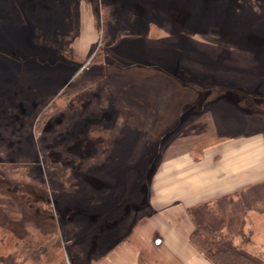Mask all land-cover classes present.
<instances>
[{
    "label": "rangeland",
    "instance_id": "obj_1",
    "mask_svg": "<svg viewBox=\"0 0 264 264\" xmlns=\"http://www.w3.org/2000/svg\"><path fill=\"white\" fill-rule=\"evenodd\" d=\"M17 144L0 264H134L190 208L263 213L264 0H0V152Z\"/></svg>",
    "mask_w": 264,
    "mask_h": 264
},
{
    "label": "trees",
    "instance_id": "obj_2",
    "mask_svg": "<svg viewBox=\"0 0 264 264\" xmlns=\"http://www.w3.org/2000/svg\"><path fill=\"white\" fill-rule=\"evenodd\" d=\"M67 119H70L68 120L69 122L71 121V117ZM67 119L65 121L66 124L63 125L64 128H61L62 126L55 128L49 134V140L46 144H50L72 126V122L68 123ZM26 129L31 130L32 127H26ZM1 144L5 145V143ZM3 148L4 150L0 154L5 155L6 158L17 154L19 158L26 160L32 159L30 155L31 150H29V154H25L24 152L20 153L21 149L19 144L11 151L5 146ZM48 166L51 175L59 174V167L55 166L51 161L48 162ZM54 170L58 173L55 174ZM231 203L230 201L229 204L228 202H223L217 206H204L199 208V210H192L190 214L195 228L191 235V243L214 264H264V258L261 255L247 251L243 242L239 244L236 242V238L238 237L245 239L247 236L245 244L251 240L253 230L248 231V234L243 232L241 227L245 226V221H243L242 225V219L239 217L242 211L250 209L249 205L247 206L245 202L243 203V207L229 206ZM239 230L241 231L239 232Z\"/></svg>",
    "mask_w": 264,
    "mask_h": 264
},
{
    "label": "crops",
    "instance_id": "obj_3",
    "mask_svg": "<svg viewBox=\"0 0 264 264\" xmlns=\"http://www.w3.org/2000/svg\"><path fill=\"white\" fill-rule=\"evenodd\" d=\"M192 209L193 208L188 209L187 214L185 213L183 215L184 219L188 215L185 225L189 227L190 231H188L189 229L187 227H180L181 223L176 229H174V233L164 236L165 239L163 241H167V246L169 247L167 251H161L158 248L160 243H157L155 248L150 247L149 249L144 250V252H138L141 250H134V257L137 258L135 261L136 263L134 264H214L191 243V235L195 228L194 223L192 222L193 220L190 216ZM248 215H246L245 221L247 223V227L251 226V230L254 229L259 221L255 220L254 215H259L264 220V211L263 213H256L254 208H250ZM175 220V218L172 220L167 217V223L170 226H174V224L178 223V221ZM241 240L242 238L240 237L236 238V242L238 244L242 243ZM245 248L249 249V252L261 255L264 258V238L257 241V239L254 238L253 231L251 240L246 244Z\"/></svg>",
    "mask_w": 264,
    "mask_h": 264
},
{
    "label": "water",
    "instance_id": "obj_4",
    "mask_svg": "<svg viewBox=\"0 0 264 264\" xmlns=\"http://www.w3.org/2000/svg\"><path fill=\"white\" fill-rule=\"evenodd\" d=\"M87 65L85 66H82L81 67V70H85L87 67ZM219 93L220 94H227V93H235V94H239L243 97L246 98V100L250 103V105L253 107H255L256 109H259L256 104L254 103V96L253 95H250V94H247V93H244L240 90H231V89H226V88H222L221 90H219ZM207 102V101H206ZM206 102L202 105V106H206ZM193 107H196V106H193ZM204 108V107H203ZM192 109V108H191ZM252 109V108H251ZM251 109H247L248 111H252ZM202 109L199 108V110L197 111H201ZM190 111V109L188 108L186 111H184L179 118H181L183 115H185L186 113H188Z\"/></svg>",
    "mask_w": 264,
    "mask_h": 264
}]
</instances>
